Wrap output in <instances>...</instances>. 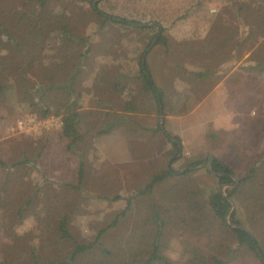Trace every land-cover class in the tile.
<instances>
[{
	"label": "trees",
	"instance_id": "16d2710c",
	"mask_svg": "<svg viewBox=\"0 0 264 264\" xmlns=\"http://www.w3.org/2000/svg\"><path fill=\"white\" fill-rule=\"evenodd\" d=\"M94 1L12 0L0 10V108L10 109L0 119L8 123L18 120L14 106L19 104L40 119L61 115L63 126L58 134L63 145L54 153L64 156L61 167L69 168L67 176L73 179L63 183L65 190L59 195L48 193L47 188L54 187L52 180L38 169L43 183L36 187L29 167L33 157L40 163L50 158L55 162L51 134L40 140L41 145H23L17 155L0 143V225L23 224L33 213L37 230L30 237L35 241L31 246L34 257L20 249L21 237L6 238L0 241V264H173L163 252L169 243L167 234L183 235L186 242L198 239L188 240L189 258L183 264H264V148L250 158L239 185L229 190L227 196L236 202L232 212V204L222 192L223 186L235 183L236 171L229 163L213 157L211 168L218 189L207 190L202 184L190 185L192 170H176L175 158L132 194L115 195L113 202L122 201L124 206L107 213L113 214L110 218L89 221L97 229L92 235L82 233L84 227L78 224L79 217L90 213L84 206V191L91 177L78 176L85 162L83 152L76 153L77 148L87 147L81 129L90 116L98 124L93 138L114 133L129 121L113 112L118 109L112 105L113 99L127 112L137 111L135 101L141 98L154 101L164 115L185 114L233 66L264 77V0H220L222 7L215 15L210 13L208 0H187L179 15L164 14L162 18L147 17L135 8L115 14ZM98 16L102 18L99 30L119 26L152 35L139 55L138 70L116 67L109 80H103L106 84L98 95L89 93L96 108L86 110L85 90L80 87L89 78L100 81L94 74L93 54L104 46L84 32L85 20ZM191 18L208 25L203 37L177 40L169 33L168 29ZM155 41L174 65L162 88L147 60V50ZM133 81L138 88L132 87ZM167 136L179 149V137ZM170 179L173 182L168 184ZM159 182L165 187L157 199L153 193ZM44 189L47 191L42 192ZM101 193V198L106 196Z\"/></svg>",
	"mask_w": 264,
	"mask_h": 264
},
{
	"label": "rangeland",
	"instance_id": "374dc122",
	"mask_svg": "<svg viewBox=\"0 0 264 264\" xmlns=\"http://www.w3.org/2000/svg\"><path fill=\"white\" fill-rule=\"evenodd\" d=\"M99 1L95 0L94 3L105 11L123 14L135 8L141 12L140 14H145L150 18H162L161 16L164 14L177 16L187 5V0H103L100 3ZM208 2L210 13L218 14L222 7L220 0H208ZM10 3L12 0H0V10ZM101 20L100 16L85 20L84 32L93 36L95 44L101 43V46H104V49L99 46L100 50H95L93 54L94 74L100 78V81H92L94 77L89 78L80 87L81 90H85L83 109L86 110L96 108L95 103L91 102L89 93L96 96L98 90L106 84L104 81H108L112 72L120 66V62L137 64L143 45L149 41L152 35L151 32L136 34L130 29L119 26H108L104 30H99ZM207 27L208 25L204 21L191 18L179 22L174 27L173 33L177 40L198 38L205 35ZM103 39L107 42L103 43ZM106 43L109 44L105 46ZM245 55L248 56L249 51H245ZM113 60H117V63H111ZM239 62L242 64V61ZM123 69L128 71L127 68ZM234 69L226 71L221 86L199 105L198 111L189 113L190 115L185 117L184 121L167 122L166 132L153 125V128H120L114 133L93 138L91 137L93 130L96 131L98 125L96 117L90 116L86 119L81 134L86 136L83 143H86L87 147L76 149V153L83 152L85 162L84 167L78 172L80 174L78 176L85 179L88 174L91 177V184L85 186L86 190L84 191L86 197L84 206L90 213L79 217L78 223L80 227H84L80 228L82 233L92 235L97 229L89 226V221L104 220L107 219L106 216L110 218L113 214L107 215V213L112 209H122L124 202H113L115 195L128 196L132 194L136 189L152 180L155 175L165 170L175 158L177 160L173 163V167L176 170L181 172H185L188 168L192 170L190 175L194 180L188 181L190 185L202 184L207 190L218 189L215 186L214 176L216 174L208 167L209 156L225 160L236 171L233 177L235 183L223 186L226 195L230 189L239 185L240 179L248 172L250 158L259 154L264 148V77L257 76L255 72H245L238 68L234 71ZM130 70L135 72L138 68L129 67ZM134 82L136 81L132 82V87L138 88ZM87 83H90L89 88L92 92L87 91ZM209 105L211 106L206 108ZM14 107L18 111V120L8 123V121L0 119L2 147H8L11 154L17 155L24 148L23 145H41L40 140L51 134L54 138L51 148L55 155V162L50 158L40 163L41 160L33 157V164L30 165L29 171L34 177L36 187L43 183V176L40 172L45 173L44 176L47 174L55 187L52 189L49 186L48 193L59 195L61 191L65 190L63 183L67 182V179L73 180L67 176L66 171L69 168L61 167V160L64 156H57L54 153L60 151L63 145L59 143L58 134L62 128L59 125L62 116L53 114L40 119L31 115L23 104ZM9 112V108H0L2 115ZM20 122L23 125H20ZM167 133L172 137H179L181 143L179 149L173 146ZM197 162L201 164L195 166L205 164L193 169L192 167L195 166L192 164ZM38 169H41L40 172ZM16 173L14 170L13 174ZM166 182L170 184L173 179ZM164 187L165 184L162 182L156 184L153 195L157 199H160L158 194ZM47 190L44 189L42 192ZM26 192L30 193L29 190ZM100 193L106 194V196L101 198ZM230 198L234 201L235 208L236 202L232 197ZM34 210L37 208L34 207ZM35 231H37L35 215L32 213L23 224L0 225V241L6 238H10L12 241L21 237L22 239H18L20 249H25L27 256L32 258L31 246L35 244V241L30 240V237ZM182 236L180 234H167L166 236L169 243L163 252L173 264H183L189 258L188 240L198 241L195 237L187 239L186 242V237ZM36 254L42 255L39 252ZM18 255L19 253L14 254L15 258H18Z\"/></svg>",
	"mask_w": 264,
	"mask_h": 264
},
{
	"label": "crops",
	"instance_id": "0c3cea01",
	"mask_svg": "<svg viewBox=\"0 0 264 264\" xmlns=\"http://www.w3.org/2000/svg\"><path fill=\"white\" fill-rule=\"evenodd\" d=\"M150 25H153L152 23H150ZM174 29V28H173ZM173 29H168L169 33L174 37L177 38L174 33H173ZM185 39V38H183ZM180 40V39H179ZM157 41V40H156ZM156 41L153 42L152 47L150 49L147 50V60L148 63L152 69L153 75L155 76V78L158 81V85L162 88L164 85V79L166 77L169 76V70L171 68H173V64L172 62L168 59V56L164 50V48L161 45H155ZM147 43V42H146ZM146 43L143 45V49L142 52L144 51L145 47H146ZM140 52V54L142 53ZM160 52V53H159ZM157 53H159V55H157ZM157 55V57L155 58V56ZM144 63L146 62V58L144 59ZM160 60V61H159ZM113 63V62H111ZM114 64V63H113ZM121 69L122 68H127L129 69V67H136L139 68V64H129L128 62L125 61V63H121L120 62V66ZM238 66H235L234 71L237 70ZM233 70V69H231ZM233 72V71H232ZM231 75V74H229ZM165 77V78H164ZM110 78V77H109ZM109 80V79H108ZM222 80L205 96L202 98L201 102L190 112L185 113V114H178V115H174L172 113H167V114H163V112H159L158 107L156 106L155 102L152 101L150 99L143 101V99L141 98H136V104H137V111L135 112H127L126 110L122 109V105L119 102V100H115L113 99V106L117 105L118 109H113L114 113H118L119 114V118H127L129 117V121H126L124 123V125L119 126L118 128H153V125H156L155 128H161V121H163L162 123L164 124V128H167L166 123H170L173 120H183L185 119V117H187L188 115H190L189 113H195V111H198V107L199 105L206 99L208 98V96L210 94L213 93V91L215 89H217L218 87L221 86ZM110 95V93H109ZM211 105L207 106L206 108L210 107ZM110 110V109H109ZM212 121V120H211ZM154 122V124H153ZM96 124V122H95ZM167 129H165L166 131ZM168 132V131H167Z\"/></svg>",
	"mask_w": 264,
	"mask_h": 264
},
{
	"label": "water",
	"instance_id": "95a60500",
	"mask_svg": "<svg viewBox=\"0 0 264 264\" xmlns=\"http://www.w3.org/2000/svg\"><path fill=\"white\" fill-rule=\"evenodd\" d=\"M145 60H143V62H144ZM163 121H161V127H162V130L163 131H165V128H164V124L162 123ZM166 132V131H165ZM212 160H213V157L212 156H209V160H208V167L210 168V170L214 173V174H216L213 170H212V168H211V162H212ZM205 164V163H204ZM204 164H202V165H200V166H195V167H192L193 169H196V168H199V167H202V166H204ZM225 187V186H224ZM224 187L222 188V192H223V194L229 199V201L231 202V204H232V207L230 208V211H229V213L230 212H232V210L234 209V201L230 198V197H228L226 194H225V192H224ZM230 215V214H229ZM229 215L227 216V220L229 219ZM234 226H237V227H240V228H243V229H245V230H247V231H249L247 228H245V227H243V226H240V225H234Z\"/></svg>",
	"mask_w": 264,
	"mask_h": 264
},
{
	"label": "built area",
	"instance_id": "2783aa9c",
	"mask_svg": "<svg viewBox=\"0 0 264 264\" xmlns=\"http://www.w3.org/2000/svg\"><path fill=\"white\" fill-rule=\"evenodd\" d=\"M19 124H20V125H23V123H22V122H20ZM59 125H60V127H62V126H63V120H62V118L60 119V124H59Z\"/></svg>",
	"mask_w": 264,
	"mask_h": 264
}]
</instances>
